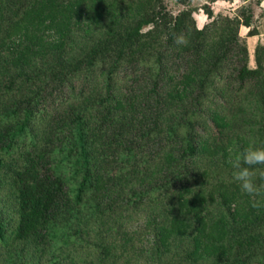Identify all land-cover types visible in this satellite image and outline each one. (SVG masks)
I'll return each instance as SVG.
<instances>
[{
	"label": "trees",
	"instance_id": "1",
	"mask_svg": "<svg viewBox=\"0 0 264 264\" xmlns=\"http://www.w3.org/2000/svg\"><path fill=\"white\" fill-rule=\"evenodd\" d=\"M192 13L0 0V264H264L228 168L244 97L264 129V45L250 68L251 10Z\"/></svg>",
	"mask_w": 264,
	"mask_h": 264
},
{
	"label": "rangeland",
	"instance_id": "2",
	"mask_svg": "<svg viewBox=\"0 0 264 264\" xmlns=\"http://www.w3.org/2000/svg\"><path fill=\"white\" fill-rule=\"evenodd\" d=\"M258 1L259 0H165V5L167 10L172 14H177L179 11L184 9H192V16L195 20L196 27L202 28L206 24H208L212 18H242V16L245 15V10H247L249 14L250 8L254 6V4ZM209 9L212 13L211 19L208 18L205 14V12ZM237 37L238 38L236 41L245 42L247 47L245 39L249 36H247V31L243 28V26L238 27ZM236 58V54L230 58V62L226 71L227 79L230 78L234 73V70L236 68ZM248 66L250 68H253L250 64L249 54ZM253 66H255V64ZM243 101L244 105L240 104V108L245 110L248 114L245 116L242 115L244 127L243 130L240 132L244 136V138L249 139L251 141L250 144L252 146H264V129L261 128V118H257L259 113L255 112L254 115H252V112H254L252 104L250 103V101L247 100L246 97L243 98ZM241 148L242 147L237 148V156L240 154ZM231 160L232 159L228 161V168H231Z\"/></svg>",
	"mask_w": 264,
	"mask_h": 264
},
{
	"label": "clouds",
	"instance_id": "3",
	"mask_svg": "<svg viewBox=\"0 0 264 264\" xmlns=\"http://www.w3.org/2000/svg\"><path fill=\"white\" fill-rule=\"evenodd\" d=\"M176 42L186 41L183 36H178ZM230 164L231 181L251 198L253 207L264 206V146L244 149Z\"/></svg>",
	"mask_w": 264,
	"mask_h": 264
},
{
	"label": "crops",
	"instance_id": "4",
	"mask_svg": "<svg viewBox=\"0 0 264 264\" xmlns=\"http://www.w3.org/2000/svg\"><path fill=\"white\" fill-rule=\"evenodd\" d=\"M251 10V23L250 27H243L247 33L249 30H254L255 34L246 37L247 50L249 60L252 67L254 63V51L258 45H264V0H259L250 8ZM242 30V29H241Z\"/></svg>",
	"mask_w": 264,
	"mask_h": 264
}]
</instances>
